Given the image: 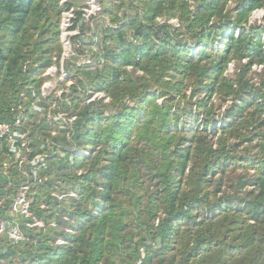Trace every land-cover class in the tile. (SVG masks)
Listing matches in <instances>:
<instances>
[{
	"label": "trees",
	"instance_id": "16d2710c",
	"mask_svg": "<svg viewBox=\"0 0 264 264\" xmlns=\"http://www.w3.org/2000/svg\"><path fill=\"white\" fill-rule=\"evenodd\" d=\"M61 1L0 0V122L27 106L29 157L47 156L39 176L30 172L29 211L55 220L43 232L65 243L50 246L43 235L36 253L8 245L0 257L135 264L142 248L143 264H264V27L249 23L264 0H111L102 7L108 22L93 35L101 50L81 35L90 30L86 6ZM71 8V28L80 30L72 42L92 58L74 77L110 102L85 104L73 92L55 111L75 119L49 124L30 110L32 89L39 93L32 84L62 51L61 14ZM254 65L263 67L258 84L249 77ZM214 97L231 101L222 122L213 119ZM189 115H202L200 124L187 123ZM0 183L15 187L3 175ZM55 188L76 196L59 199Z\"/></svg>",
	"mask_w": 264,
	"mask_h": 264
},
{
	"label": "rangeland",
	"instance_id": "374dc122",
	"mask_svg": "<svg viewBox=\"0 0 264 264\" xmlns=\"http://www.w3.org/2000/svg\"><path fill=\"white\" fill-rule=\"evenodd\" d=\"M79 3L81 5H85L86 8H84L85 10L83 11L84 14H88L90 13V17H89V21L88 26L90 28V30H86L83 33L81 32V35H83L84 37L89 36L92 37L93 35H96V33L98 34L99 31H97V29L100 28V26L102 24H105L108 22V16L105 15L102 11H103V5L105 4H110L111 0H94V7H91L89 5V2L91 0H78ZM232 5V3L230 4ZM92 8V9H91ZM123 13V9L119 12V16H121ZM85 19V17L83 18ZM164 19V18H163ZM160 21L162 19H159ZM165 20V19H164ZM169 21L174 27H178L179 26V22L177 19H171V20H167ZM249 23H258L260 25H262L264 27V9H257L255 11L252 12L250 19H249ZM78 26V25H77ZM78 28V27H73V29ZM95 33V34H94ZM98 36V35H96ZM99 37V36H98ZM98 37L93 36L92 40V44H91V48L92 50H101L100 46L98 45L99 43V39ZM59 38H60V31H59ZM263 38H264V34H263ZM81 49V47H77V41L73 42V46L72 48H70V51L68 52V54L66 56H63V46H62V51L59 54H55L53 57V63L52 65L43 70L42 72L39 70L38 75H37V80L34 82V84H32V86L36 89L39 90L35 91L34 89H32V101L30 100V110H36L41 112V118L46 117L48 120L49 124H52L53 122L56 123L57 121L60 122H68V123H72V121L75 119L74 116L69 115L67 112H56L55 109L59 108L58 102L62 99H66V100H70L72 98V94L73 92L76 93H80L81 96H83V100L82 103L88 104L92 101H94L95 99H102L103 103L107 104L110 102V99L102 92H93V90L89 87V86H82L81 84H79L78 82V77H74V72H75V67L78 66H82L85 64H90L91 61V56L89 52H85L84 54H79L77 53V50ZM86 49L89 50V48L87 47ZM196 49L193 48V51H195ZM62 57H65L64 60H62ZM65 64L66 66H68V64L70 65V71L72 72L69 73L65 70ZM62 67H64V71H62ZM262 65H254L252 66V71L249 72V77L251 78L252 82H256V84H258L257 82L260 79V73L263 70L262 69ZM130 69V68H128ZM235 69H236V65L235 63L231 62L226 71H225V75L227 77H232L234 76L235 73ZM74 88H76V91H74ZM44 90V91H43ZM189 93V92H188ZM64 97V98H63ZM196 99V97L193 99V101ZM214 104H215V115L213 117L214 121L217 120V122H222L223 118L225 117V110L230 106L229 104L231 103L230 100H227L226 102H222L218 97H214L213 98ZM158 102H161V99L158 100ZM181 105H183V103H181ZM201 117L202 115H200L198 118L197 117H191V115L188 116L186 122L190 123L191 121H193V125L192 126H198L200 124L201 121ZM211 122L210 127L213 125V122ZM185 122V123H186ZM182 127L184 125H181ZM186 130L188 131L189 128L186 127ZM210 130V129H209ZM220 133L218 132L213 138H212V142L215 144H217L218 139L220 138ZM231 143L237 142L233 139L230 140ZM247 145V143H244L241 147ZM71 152H73L72 154H74L76 152V148L75 146L70 147ZM85 154L87 153V149L82 150ZM2 156V154H0V157ZM61 157L63 156V154L60 155ZM70 161H72V157L70 158ZM16 177L15 180V187L13 188H8L7 191H1L0 192V200L3 199H7L8 196H16L19 194L20 190H21V186L24 184L27 186V189L24 190L25 195L27 190L29 189V182L27 181V178L22 175L21 173H14ZM39 176V173L36 174L35 177ZM55 176H52L51 178H54ZM235 177V176H233ZM44 181L40 182L43 183ZM3 183V182H2ZM2 186H4L2 184ZM7 187V186H6ZM58 189V190H57ZM52 196H56L57 198H62L64 195H72V196H76L74 192L70 191V190H64L63 188H55L54 190H52ZM42 204L45 205V201L42 202ZM55 213H58L57 211ZM41 220V219H40ZM44 223V228H39V227H33L32 230V238L30 239V241H28V243L26 245H23L21 247H17V250L19 252H22V250L25 251L27 250V248L32 249V253H36L39 249V243H37V239L38 237H40V239L42 238L43 235H45V238H43L44 240H46L48 238V245L50 246H58V245H62L65 243V240L61 237V236H56L54 237L52 234L50 233H44L43 231L49 227H54L56 226V221L55 220H49V221H45V220H41ZM73 221V220H71ZM70 221V222H71ZM157 223V220L156 222ZM44 229V230H43ZM67 232H71V228L67 227L66 229ZM75 229H73L72 233H75ZM21 232L23 234H26V230L22 229ZM53 237V238H52ZM58 240L62 241L61 243H58ZM7 247V243H5V246ZM3 248V247H2ZM0 253H1V249H0ZM15 254L19 255L18 253L15 252Z\"/></svg>",
	"mask_w": 264,
	"mask_h": 264
},
{
	"label": "built area",
	"instance_id": "2783aa9c",
	"mask_svg": "<svg viewBox=\"0 0 264 264\" xmlns=\"http://www.w3.org/2000/svg\"><path fill=\"white\" fill-rule=\"evenodd\" d=\"M64 1L62 0L61 2L63 3ZM91 2L95 3L94 0H91L89 2L90 6ZM90 15V13H83L84 20L89 21ZM74 18V8L62 11L59 30L60 41L63 46V56H66L70 48H72V38L80 34L79 28H71ZM80 44V41H77V47ZM64 58L62 57V60ZM62 71L65 72L64 67H62ZM27 113V106L18 104L16 107L11 108L9 120L0 122V153L2 150H5L6 153V156L0 159V177L1 175L6 177L8 186H12L13 184L15 186L14 179L9 175L11 166H15L17 171L24 175L27 181L30 182V172L35 177L38 174L37 165L41 164L44 166L46 164V155L38 154L33 158L29 157L30 131L25 129V124L29 120ZM8 188L2 186L0 183V192L7 191ZM26 189L27 186L23 184L18 195L8 196L7 199L0 200V249L3 254H6L8 245L21 247L30 241L29 237L21 232L22 229L31 230L33 227H44V223L32 216L29 211L30 204L24 192ZM61 242L58 240V243ZM5 243H7V247H4ZM140 251L141 258L135 264H143L144 252L142 248ZM16 253L20 254L18 250ZM0 264L24 263L21 259L6 256L0 257Z\"/></svg>",
	"mask_w": 264,
	"mask_h": 264
},
{
	"label": "bare ground",
	"instance_id": "6f19581e",
	"mask_svg": "<svg viewBox=\"0 0 264 264\" xmlns=\"http://www.w3.org/2000/svg\"><path fill=\"white\" fill-rule=\"evenodd\" d=\"M91 7H94V3L93 2H91ZM65 25H66V22H65Z\"/></svg>",
	"mask_w": 264,
	"mask_h": 264
}]
</instances>
